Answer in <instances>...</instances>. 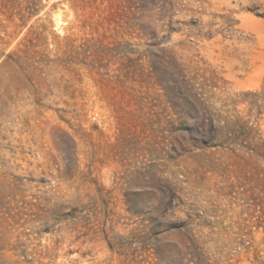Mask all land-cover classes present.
<instances>
[{
  "label": "rangeland",
  "instance_id": "1",
  "mask_svg": "<svg viewBox=\"0 0 264 264\" xmlns=\"http://www.w3.org/2000/svg\"><path fill=\"white\" fill-rule=\"evenodd\" d=\"M0 264H264V0H0Z\"/></svg>",
  "mask_w": 264,
  "mask_h": 264
},
{
  "label": "trees",
  "instance_id": "2",
  "mask_svg": "<svg viewBox=\"0 0 264 264\" xmlns=\"http://www.w3.org/2000/svg\"><path fill=\"white\" fill-rule=\"evenodd\" d=\"M252 150H253L254 152H256L257 154H259V151H257V150H262V147H260V146H256V147L252 148Z\"/></svg>",
  "mask_w": 264,
  "mask_h": 264
}]
</instances>
